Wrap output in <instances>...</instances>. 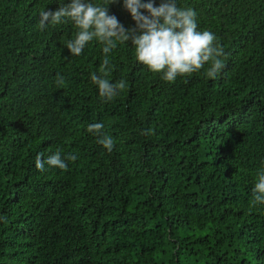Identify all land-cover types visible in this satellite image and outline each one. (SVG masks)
<instances>
[{
  "label": "trees",
  "instance_id": "16d2710c",
  "mask_svg": "<svg viewBox=\"0 0 264 264\" xmlns=\"http://www.w3.org/2000/svg\"><path fill=\"white\" fill-rule=\"evenodd\" d=\"M60 2L71 0H0V264H264V204H251L264 169V0H176L215 33L224 67L166 82L118 44L106 78L126 87L111 101L91 81L103 45L74 56L71 21L37 28ZM108 7L135 26L123 0ZM97 122L111 152L87 131ZM57 150L77 159L36 168Z\"/></svg>",
  "mask_w": 264,
  "mask_h": 264
},
{
  "label": "clouds",
  "instance_id": "9594fccd",
  "mask_svg": "<svg viewBox=\"0 0 264 264\" xmlns=\"http://www.w3.org/2000/svg\"><path fill=\"white\" fill-rule=\"evenodd\" d=\"M106 2L98 4L92 0H71L61 3L55 10H41L37 28L45 30L49 24L60 25L71 21L76 31L74 37L66 42L71 55L79 56L92 41L103 45L105 54L99 68L100 75L93 73L91 81L98 86L99 95L107 101L114 99L119 91L126 87L124 80L112 83L106 77L112 71L108 54L118 44L128 43L134 47L135 58L153 73H161L166 82H174L178 76L191 75L209 64L206 75L215 78L224 67V55L215 33L199 30L197 12L191 7H178L176 0H161L156 6L154 0H123V7L131 14L135 26L126 28L115 14L109 13ZM146 10L142 12L141 10ZM57 83L63 84V77L57 74ZM104 124L91 123L87 131L99 137L98 142L111 152L115 146L114 139L104 133ZM151 130H146L148 134ZM77 156L69 153L62 157L60 150L47 158L38 154L35 165L43 171L45 164L50 167L67 169L66 160L75 161ZM79 183H101L99 179L82 180L79 175H71ZM251 204H264V169L257 173L256 183L252 189Z\"/></svg>",
  "mask_w": 264,
  "mask_h": 264
},
{
  "label": "rangeland",
  "instance_id": "374dc122",
  "mask_svg": "<svg viewBox=\"0 0 264 264\" xmlns=\"http://www.w3.org/2000/svg\"><path fill=\"white\" fill-rule=\"evenodd\" d=\"M144 2H147V0H144ZM47 123H48V120H45V119L41 120V125H45ZM17 192H19V195H21V186H20V188L17 189Z\"/></svg>",
  "mask_w": 264,
  "mask_h": 264
}]
</instances>
